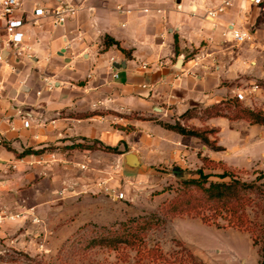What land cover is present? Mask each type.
<instances>
[{"label":"crops","instance_id":"obj_1","mask_svg":"<svg viewBox=\"0 0 264 264\" xmlns=\"http://www.w3.org/2000/svg\"><path fill=\"white\" fill-rule=\"evenodd\" d=\"M62 2L75 12L55 25L59 0L21 1L18 57L3 45L0 22V203L17 199L19 185L36 175L58 185L80 160L113 156L82 144L117 148L120 161L135 150L151 168L181 166V158L208 150L159 122L216 129L209 139L235 165L263 155L264 126L224 117L184 123L179 116L235 101L237 93L246 96L238 100L243 106L264 111V0ZM36 8L44 15L34 16ZM232 31L248 38L236 43ZM105 37L120 49L106 47ZM25 150L39 153L20 156Z\"/></svg>","mask_w":264,"mask_h":264},{"label":"rangeland","instance_id":"obj_2","mask_svg":"<svg viewBox=\"0 0 264 264\" xmlns=\"http://www.w3.org/2000/svg\"><path fill=\"white\" fill-rule=\"evenodd\" d=\"M242 109L248 108L231 106L225 112L241 111L247 117ZM196 117L202 121L198 113ZM206 147L180 159L178 167L188 171L182 180L173 177L169 165L126 176L120 157L109 153L113 156L80 160L78 170L66 173L58 185L41 174L33 184H20L17 199L0 203V213L7 217L0 222V264H257L264 230V153L235 165L229 151ZM199 172L207 176L206 186L231 180L252 185L241 192L239 202L254 236L178 213L197 199L203 202L200 190L182 184L198 179ZM223 174L227 176L221 178ZM176 204L182 206L175 210ZM129 220L137 241L112 245L114 232L124 236L120 224Z\"/></svg>","mask_w":264,"mask_h":264},{"label":"trees","instance_id":"obj_3","mask_svg":"<svg viewBox=\"0 0 264 264\" xmlns=\"http://www.w3.org/2000/svg\"><path fill=\"white\" fill-rule=\"evenodd\" d=\"M104 45L106 47L108 46H116L118 49L119 43L114 41L113 39L109 37H105L104 39ZM126 56H129L128 52H125L122 50ZM233 108H240L243 107L241 103L238 102V99L236 98L235 101H225L221 102L219 104L210 106L203 110L198 109H189L186 112H184L182 115L179 116L180 120H183L184 123H187V121L191 119L197 118V113L201 115V120L210 119V118H216V117H224L227 118L230 121H236V120H245L250 125H259L264 126V111L256 110L252 111L249 109H242L243 112L246 113L247 117L241 116V111H238V115L233 114L232 116H227V112H225L226 107ZM196 115H189L191 112H195ZM159 124L166 130L172 131L178 135L181 136H189V137H195L206 146H212V149L215 151H222L223 148L216 145V141L209 139L210 134H216V129H208V128H192L190 126L182 125L179 121H175L173 124L169 123H162L159 122ZM94 145H99L101 149L108 153H115V154H122L123 152L118 151L117 148H111L106 147L98 142H94ZM91 146L87 145H80L81 148H93ZM39 153L38 151H31V150H25L20 154V156H25L29 154H36ZM199 178L195 180H189L182 182L185 186H190L192 188H196L200 190L203 194V202L201 203V200L197 199V203L191 206H185L184 208H179L182 205L176 204L174 206V209L177 210L179 208L178 213H185L192 215L193 217H198L203 223L205 224H212L216 227H233L236 229H240L246 232H249L251 236H254V233L252 232V228L249 226V221L247 220V217L245 215L244 208L240 205V194L242 191L247 190L249 188H252V185H247L244 183H241L237 180H231L230 182H210L207 184V176L203 175L201 172L198 173ZM226 174H223L221 178L226 177ZM226 222L225 225H220L219 221ZM129 220L127 223H121L120 228L123 231H126V234H123L124 236H120V234H117L114 232V237L112 238L113 244L112 245H119L121 243L126 244H133L137 241V237L134 232H132V228L128 227V224L130 223ZM128 231H130L132 234H130ZM120 233V232H118ZM263 234V245L258 250L259 257H260V264H264V230L261 231ZM255 244V243H253ZM149 254L152 255V251H149Z\"/></svg>","mask_w":264,"mask_h":264},{"label":"built area","instance_id":"obj_4","mask_svg":"<svg viewBox=\"0 0 264 264\" xmlns=\"http://www.w3.org/2000/svg\"><path fill=\"white\" fill-rule=\"evenodd\" d=\"M22 0H0V22L3 24V32L5 35V42L3 45L13 51L15 56H20L21 54V45L24 40V33L22 32V27L24 26V21L22 17H18L17 13L20 10ZM263 3V0H252V4L260 6ZM60 7L53 12V17L55 20V25H63L69 16L74 15L75 9L59 0ZM224 6L228 5V2H223ZM223 9H219L222 11ZM34 16L44 15V10L41 8H36L33 11ZM232 39L236 43H243L248 35L245 32L232 31ZM3 60V57L0 55V62ZM118 74L114 73L113 78L118 79ZM236 98L238 100H244L246 97L244 94L237 93ZM29 114H24L22 116L23 126L28 127L27 118ZM2 140L0 138V145ZM118 197H122L120 194ZM4 215L0 213V222L5 219ZM14 216H11L10 219H13Z\"/></svg>","mask_w":264,"mask_h":264},{"label":"water","instance_id":"obj_5","mask_svg":"<svg viewBox=\"0 0 264 264\" xmlns=\"http://www.w3.org/2000/svg\"><path fill=\"white\" fill-rule=\"evenodd\" d=\"M122 65V62H119ZM118 69L120 66H114ZM121 169L126 176H136L137 174H143L152 168L146 166L139 153L135 150L129 151L122 155ZM171 173L176 179H185L188 175V171L182 170L180 167L174 165L171 167Z\"/></svg>","mask_w":264,"mask_h":264}]
</instances>
